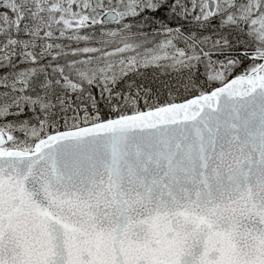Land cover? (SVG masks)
I'll use <instances>...</instances> for the list:
<instances>
[{
	"label": "snow or ice",
	"instance_id": "6c2138e0",
	"mask_svg": "<svg viewBox=\"0 0 264 264\" xmlns=\"http://www.w3.org/2000/svg\"><path fill=\"white\" fill-rule=\"evenodd\" d=\"M165 6L0 0V264H264V0L132 34ZM149 70L194 94L157 102Z\"/></svg>",
	"mask_w": 264,
	"mask_h": 264
},
{
	"label": "trees",
	"instance_id": "16d2710c",
	"mask_svg": "<svg viewBox=\"0 0 264 264\" xmlns=\"http://www.w3.org/2000/svg\"><path fill=\"white\" fill-rule=\"evenodd\" d=\"M173 2L174 0H166V6L161 8L159 11L157 12L146 11L145 13H143L142 17L138 19L140 20V23L143 24L144 26L142 28L139 26L134 27L132 30V34L135 35L150 34L156 36L157 40L163 39V35H162L163 30L160 28L161 24L171 28L180 27L182 30L185 31L186 35L188 34V29L197 30L199 31L202 37L211 36L214 35L215 33L226 31L224 29L219 28L218 21H212L211 27L199 28L194 22H190V20L183 19L179 15V11L174 12L172 8L168 6L171 5ZM0 11H3V9H0ZM118 27L119 26L117 24H106L103 26V29H101V31L116 30L118 29ZM97 29H100L99 25L93 26L92 28H86L83 30V34H89V35L95 34L96 38L90 42L93 45H99L102 40L100 36V31H97ZM22 38L27 39V37H22ZM55 42L69 43L68 41H64V40L55 41ZM47 62L48 61L45 60L42 63L46 64ZM245 64H247V61H245ZM26 67H28V65L19 64L20 69H24ZM45 70L49 73L51 72V68H46ZM53 78H54V74H53ZM135 79L137 80V82L142 81L150 85L153 89L154 94L158 92L159 95L158 97H156V99L157 102L159 103L166 102L170 97H174L176 99V102H182L186 98H191V96L194 94V92L191 90L185 92L183 84L186 83L187 77L179 73H175V72L165 73L163 70H149L142 77H136ZM121 87H123V85H121ZM2 91H4V89L0 88V92ZM96 91L98 92V89ZM141 107H143L142 102H141ZM24 119H28L30 121L33 120V114L30 109H26L23 116L8 117L7 122L19 123L21 120ZM3 122L4 121L0 120V123ZM17 135H19V133H17Z\"/></svg>",
	"mask_w": 264,
	"mask_h": 264
}]
</instances>
